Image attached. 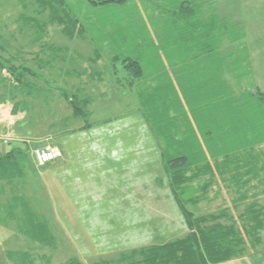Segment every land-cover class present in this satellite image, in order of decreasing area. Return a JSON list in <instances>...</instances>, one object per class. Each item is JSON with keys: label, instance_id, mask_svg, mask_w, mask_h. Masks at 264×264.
Here are the masks:
<instances>
[{"label": "rangeland", "instance_id": "1", "mask_svg": "<svg viewBox=\"0 0 264 264\" xmlns=\"http://www.w3.org/2000/svg\"><path fill=\"white\" fill-rule=\"evenodd\" d=\"M200 1L204 4L205 15L211 17L213 13L219 19H224L222 22L226 21L228 14H232V9L234 14L235 12L239 14L237 20L244 16L242 21L247 25L245 28L236 24L234 28L232 25H228L227 29L235 30L237 35H248V41L241 42L239 45L227 41V35L225 41L219 45L221 52L219 56L222 58L218 59V61L220 60L218 67L223 66V74L231 86L230 89L227 86L221 90L220 108L222 102L228 98V103H235V111L229 115L232 118H226L225 121L223 119L218 126L222 132V138L215 135L221 143L223 154L229 153L216 161L217 166L220 163L221 165L225 163V178L229 181V185L220 184L222 181H218L217 177L216 183L219 182V185L208 189L209 192L205 199L202 198L197 205L188 204V209L199 217L231 208L232 213L237 216L252 201L257 199L264 202V101H259L256 97L258 93H264V0H239L240 3L245 2L244 10L242 3L239 7L234 8L233 4L230 5V0ZM53 2V0H0V39L8 48L7 53L4 52L1 55L3 58L13 59L16 66H25L32 70L34 73H28L26 76L35 88L34 95H27L22 85L13 76L0 70V102L6 103V107H9L15 102L16 96L24 99V94L28 102L30 99L27 98L36 99L34 104L41 103L38 106L31 104L26 108V118H44V121L47 118L48 121L42 122V125H46L51 121L50 118L62 120L71 113V108L63 97L64 93L69 96L79 95L81 99H88L89 108L97 112L91 117V121L112 119L111 117L120 115H125L126 118V115H129V118L123 121L124 126L137 135V147L140 151L137 157L133 154L131 162L128 160L131 156L124 155L117 160L115 165L108 155L100 150L98 152V146H95L96 142L93 141L94 134L83 139H80L79 136L68 139L60 138L62 137L60 136L59 143L61 145L64 143L65 149L70 150L69 165L71 166L68 169H72L73 172L69 174V181L73 183L80 178L93 184L89 187L85 186L84 189H73L71 185L66 187L59 176V184H56V191L59 189L57 195L59 204L65 208L66 192L70 191V195L76 199V202L80 200L84 206H89L91 212L97 211L101 216L80 221L82 230L85 229L89 235L86 236L85 243H79L77 237L84 238L82 231L73 236V234L71 235L73 231L70 230L67 237L65 234L66 219L61 217L56 219L54 214L48 211L50 209L49 195L43 189L41 190L44 196L42 198L41 193L34 191L33 186L27 183L22 187L23 191L33 199V205L38 213L47 216V218L44 217L49 228L53 229L61 243H59L57 257L56 252H52L55 250L43 245V247H34L33 250L27 249L26 251L31 253L36 261L35 264H66V259H70L72 256L78 257L79 260V256L82 254V245L86 244L84 250H86L85 248L89 249L87 252L93 259L84 264H91L99 260L101 263L103 262L102 264H119L124 261L125 257L131 256L147 244H157L177 238L185 239L190 231L169 187L164 185L160 188L157 184L152 187L150 184L152 179L155 180L156 174H160L159 171L162 167L159 153L152 155L154 151L151 148L159 149L161 142L152 131L150 122L163 119L166 115L158 104L160 92H156V96L150 101L148 98L151 97L150 92L149 94L140 90L131 92L123 88L114 90L117 85L113 81L119 80L118 82L121 83L120 79L127 76L121 66V61L137 51L134 46L128 50L127 46L124 47L120 43H105L103 45L105 36H113L115 29L98 26V22H96L103 18L114 21L117 15L145 19L148 13L143 9L131 6L134 3L143 5V2H147L154 6L163 7L165 5L170 10H176L175 4H181L184 1L130 0L128 10L124 11L119 8L115 10L111 6L106 13L93 8L89 0H56V6L49 8ZM210 9L213 10L212 13L209 12ZM54 10L61 16L64 11L70 13L78 21L76 35L72 40L64 35L62 26L52 17ZM154 11L157 12L156 8ZM41 24L45 26V33L43 41L38 43L36 37L40 35V31L37 29ZM50 47L55 48H52L55 50L54 54H51ZM228 50L231 52L237 50L233 59L226 57ZM98 53L103 55V59L95 60ZM144 53L146 56L154 57L151 50L147 52L144 50ZM115 54L122 56L115 67L118 74L113 73L115 69L110 61V57ZM161 54L165 56V53L161 52ZM142 63H144L146 71L149 72L155 70L156 67L159 68L162 65V60L143 59ZM96 70L105 73L104 81L107 83L102 84V80L96 81L92 78L91 74ZM18 85L20 87H17ZM40 97L41 100H37ZM239 120H241L242 128L236 130ZM209 125H211L210 118ZM215 131L217 132V128ZM238 136H242V138L241 141L236 142ZM6 140V138H0V153H6L12 149L13 145L6 146L10 143L9 139L7 143ZM122 142L124 143L123 140ZM212 143L211 146L210 143L207 146L203 145L204 153L208 159L220 153ZM45 144L51 143L42 140L38 145L41 147ZM129 146L131 147V145ZM82 147L85 148V153L82 152ZM104 147L106 152L111 148L110 146L108 149L106 146ZM135 158L137 160L134 162ZM31 162L30 156L27 167H25L27 179L54 181L50 172L35 171L34 168L29 167L28 164ZM83 162L89 165L86 168H77ZM36 165L39 169L43 167L38 163ZM90 166L91 170L88 171ZM128 166L130 168H126ZM212 166L216 167L215 162L212 163ZM61 172L62 175H66L67 169L60 171L59 174ZM125 172L126 177L124 176ZM106 175L111 176V179L106 180ZM205 182L203 176L199 180L197 179L185 198L204 197L201 195L207 191V189L204 190L207 188L204 186ZM154 196L155 201L153 202ZM244 196L245 199H239ZM238 201L239 209L237 210L235 202ZM150 205L153 206L152 212L149 210ZM169 207V212H166ZM18 213L21 215V212L18 211ZM167 214H169L168 218L171 222L170 234L167 233L169 225L166 227L164 224L167 217L165 220L161 219ZM76 228L79 227L76 226ZM98 232H101L102 235H99ZM153 232L155 233L153 234ZM71 237H75V240L72 239L75 244L72 251L71 245L67 241ZM132 249L138 250L129 252ZM126 252L129 253L126 254ZM225 264H264V244L255 251L250 249L244 257Z\"/></svg>", "mask_w": 264, "mask_h": 264}, {"label": "crops", "instance_id": "2", "mask_svg": "<svg viewBox=\"0 0 264 264\" xmlns=\"http://www.w3.org/2000/svg\"><path fill=\"white\" fill-rule=\"evenodd\" d=\"M183 1L184 2H182L181 4H175L176 10H170V8H167L165 5V7H162L154 6L152 3L149 4L147 2H143V5L134 3V5L131 6H134L140 10L143 9L148 13L145 19L136 17H120L119 15H117L114 21L104 18L98 19L96 21L98 22V26L109 28L113 27L115 29L113 36H105L103 45H105V43H120L123 44L124 47L127 46L128 50H131V47L134 46L137 52L133 51V55L130 54L129 56H132L135 59L154 58L162 60L161 67H156L155 70L150 71L145 78L142 77L140 80L134 81L133 79L129 78L128 74L124 70V73L127 76L123 79H120L122 80L121 83L118 82L119 80L113 81L117 85L114 87V90L123 88L125 90L128 89L131 92H136L137 90L150 93L153 92V98L156 96L155 92H163L162 108L163 112L166 114L164 118H218L220 73V69L218 67V59L219 57L222 58V56H219L221 53L219 51V45L225 41V37L227 35V41L238 43L239 45L241 42L248 41V35L244 34L243 36H241L239 34V36L235 33V30L227 29V35H222L221 43H219L221 32L218 29V25L224 19H219L217 15L212 13V9L209 10V12L212 13L211 17L205 15L203 12L204 4H202L200 0L195 2H193L192 0ZM129 2L119 5H113L112 7H114L115 10L119 8L126 11L128 10ZM241 3L244 10L245 2L243 1ZM241 3L239 2V0H230V5L233 4L234 8L239 7ZM110 7L111 6H102L98 9L106 13V11H108ZM153 7L156 8V13L154 11L155 8ZM196 13H199L197 17L195 15ZM238 15L239 14H236V12L234 14V10L232 9V14H228V18H226L227 25H232V28H234L237 24V26L245 28L247 25L242 21L244 19V16L237 20L236 18H238ZM209 18H214L215 20L210 23L209 28H205V35H203L202 38V30L204 29L199 19L206 22L209 20ZM178 43H183L185 45V48L181 49V45L183 44L179 45ZM202 44L207 45L206 55L201 54L202 52L199 49L200 45L202 46ZM193 46L194 50L196 48H198L199 50H191ZM144 50L146 52L148 50H151L154 53V57L151 58L149 56H146ZM161 52L165 53V56L164 54L162 55ZM236 52L237 50H233L232 52L228 50V55L226 57H229V59H233ZM98 54L99 55L97 58L99 60L103 59V55H101V53ZM110 58L112 59V57ZM181 58H189L188 60L190 61L187 63H177L175 61ZM167 59L168 61H166ZM169 63L172 64V66ZM221 69L222 80L228 82V79L223 74V68ZM96 72H98L102 76V79L99 78V76L95 77L94 72H92L91 74L92 78L96 81L102 80V84L107 83L104 81V79H106L104 77L105 73H102L98 70H96ZM17 87L20 86L18 85ZM176 95L178 96V102L175 99ZM185 95L187 96V101L185 99ZM24 96V99L16 96L15 102L13 104H10L9 107H6V103L0 102V138H6L7 140L9 139L10 143L6 146L13 145L12 149L19 147L25 148L26 146H29V156H31L32 162L28 164V166L34 168L35 171L40 170L47 173L50 172L51 177H54V181L51 180V182H49L43 179L31 180L33 178L27 179V175L25 174L24 179L17 180L14 187L11 184H6V191H4L0 196V264H35L36 261H34L33 256L26 250H33L34 247H43L41 243L40 245L39 242L28 235L26 229H24L23 224L26 221L18 213V211L21 212L23 210L22 202H24L26 203L28 210H30L31 212H36L40 218H47V216L40 215L38 213L35 206L33 205V199L29 198V196L23 191L22 187H24V185L27 183L33 186L34 191H39V194L41 193L40 196L42 198L44 197L42 195L43 192L41 191L43 189L49 195L50 209H48V211L50 213H53L56 219L60 217L66 219L67 229L65 230V234L67 235V237L69 236V232H71L70 230L73 231L71 233V235L73 234V236L80 234V232L82 231L84 238L82 236L77 237V242L79 243H85L86 236L89 235V233L85 232V229L82 230V222L80 221L92 217L97 218L101 216L97 211L91 212L89 210V206H84L80 200H77L76 202V199H74L73 196L70 195V191L66 192L65 208H63L59 204V199L57 198L59 189L56 191V184H59V176H61V181L66 185V187L71 185L73 189H84L85 186L89 187L93 184L91 182L87 183L80 178L73 183L69 181V174L70 172H73L72 169H68L71 166L69 165L70 150L65 149L64 143L63 145L59 143L61 140L59 139L60 136H62L60 138L65 139L79 136L80 139H83L86 137H91V135L94 134L93 141L96 142V144L94 145L98 146V152L100 150L104 154L108 155L111 159V162L115 165L117 163V160L121 157H124V155L131 156L128 159L131 162L133 154H135L137 157L140 151L139 147H137V135L124 126L125 123L123 121L126 118H129V115H126V118L125 115H120L117 117H111L112 119L91 121L92 125L87 126L86 121L82 117L76 116L74 114L73 108L66 100L67 104H69L71 108V113L62 118V120L60 118H50L51 121L49 123H47L46 125H42L44 118H26V108H28L31 104H33V106L35 104L38 106L41 102H39L38 104L36 102L34 104L36 99L33 100L31 97L27 98L30 99V101L28 102V100L26 101L25 94ZM148 98L150 99L151 97ZM37 100H41V97ZM95 113L97 112L92 111L93 115ZM145 116L148 115L146 114ZM45 121H48V119L46 118ZM42 140H47L49 143L59 146L61 155L56 160L43 167H40L39 169V167H37L36 165L37 163L34 157V149L40 147V145L38 144H40ZM122 140L124 141V143L122 142ZM129 145H131V147ZM104 146H106L107 149L109 148L108 146H110L111 148L106 152ZM151 149L152 151H154L152 155L155 153H159L161 157L162 167L159 171L160 174H156L157 177L155 176V180L152 179L150 184L152 185V187H155V185L157 184L160 188L165 185L169 187L172 194L170 180L167 173L165 172L163 165V150L161 147L157 150L154 148ZM7 152L9 151H6V153ZM82 152L85 153V148H83ZM136 160L137 158L134 159V162ZM79 165L80 166H78L77 168H86L89 164L83 162ZM126 168H130V166ZM152 168L154 169V167ZM66 169V175H62V172L59 174L60 171ZM89 170H91V166L88 171ZM152 175L154 176V173H152ZM124 176L126 177V172L124 173ZM204 178L206 182L210 180V177ZM105 179L109 180L111 179V176L106 175ZM218 181H220L219 178ZM220 184L224 186L226 184L229 185V181H227L226 184L222 182H220ZM218 185L219 182L215 183L214 186ZM61 186L64 188V185L62 183ZM201 186H203V184H201ZM167 197L168 200H170L168 195ZM17 200H19V205H16ZM154 201L155 196L153 202ZM175 203L177 204L176 200ZM152 209L153 206L150 205L149 210L151 212ZM169 210L170 207L166 209V212H169ZM168 216L169 214H167V216H163L161 219L165 220V218L167 217V221L164 224L166 227H168L169 225V230H167V233L170 234L171 222L169 221ZM20 220H23L21 221L22 223L20 222ZM76 220L78 221L76 222ZM76 226L79 228H76ZM154 233L155 232H153V234ZM98 234L102 235L101 232H98ZM163 234H165V231H163ZM74 238L75 237H71L70 240H67L70 243L69 245H71V251L75 247V244L72 240ZM180 239L181 238H177L175 240H166L162 243L157 244H147L146 246L141 247V249L155 248L158 246H163L164 248L165 245L169 244L170 242ZM50 240L51 244L49 248H51V250H55L52 252H56L55 255L57 257L59 243L61 242L59 238L55 236L53 229H50ZM84 245L86 247V244ZM84 245H82V254L79 256V260L83 263H86L93 258H91L92 256L87 252L89 249L85 248L86 250H84ZM137 250L138 249H132L129 252ZM129 252H126V254ZM76 258L78 259V257ZM71 259H75V257L72 256L70 259L67 258L66 261L68 262ZM99 261L92 262L91 264L103 263H101V260Z\"/></svg>", "mask_w": 264, "mask_h": 264}, {"label": "trees", "instance_id": "3", "mask_svg": "<svg viewBox=\"0 0 264 264\" xmlns=\"http://www.w3.org/2000/svg\"><path fill=\"white\" fill-rule=\"evenodd\" d=\"M53 1V4H50L49 8L54 7V5L56 6V0ZM129 1L130 0H89V3L93 8L98 9L102 6L119 5ZM198 14L199 13L195 14L196 17ZM52 17L62 26L64 35L72 40L76 35V28L79 25L78 21L72 17L70 13L65 11L63 12V16H61L54 10V15ZM214 20V18H209L208 21L204 22L199 19L204 29L202 30V38L203 35H205V28H209L210 23ZM227 28L228 25L226 21L220 22L218 25V29L221 32L219 43H221L222 35H227ZM37 30L40 31V35L37 36L36 39H38V43H41L45 33V26L41 24ZM178 44L180 45L183 43ZM206 46L207 45L202 44V46L200 45L199 47L203 55L207 53ZM52 48L55 49L54 47H50L49 49L51 50ZM183 48H185L184 44L181 45V49ZM53 49L51 50V54L55 53ZM199 49L196 48L195 50ZM191 50H194V46ZM7 51L8 48L0 39V70L13 76V78L22 85L27 95H34V85L26 76L28 73L34 72L25 66H16L11 58H3L1 54L4 52L7 53ZM121 57L120 54L112 56L110 61L113 69H115ZM97 59L96 57L95 60ZM188 59L189 58H181L175 61L177 63H187L190 61ZM142 60V58L135 59L128 55L121 61L122 68L126 71L128 77L134 81L140 80L142 77L145 78L150 72L146 71ZM219 62L220 60L218 63ZM170 65L172 66V64ZM221 68H223V66L219 67V115L218 118H210L211 125H209V118H185V120L184 118H171V121L170 118L158 119L159 121H152L148 118V120H151L152 131L161 142L160 146L163 150L164 169L170 180L172 194L190 231L189 235L183 240L170 242L165 245L164 248L163 246L143 248L131 256L129 255L119 264H225L244 257L249 253L250 249L255 251L264 244V202L262 201L257 199L252 201L237 216L232 213L231 208L199 217L188 209V204L197 205L202 198L205 199L211 187L215 185L217 177L222 183H227V179L225 178V163L222 165L220 163L217 166L216 161L223 156L229 155V153L223 154L221 143L216 139L215 135L222 138L223 135L218 126H220V122L223 119L225 121L226 118H232V116L229 115L235 111V103H228V98L222 102V107L220 108L221 90L227 86L228 89L231 88L228 82L222 80ZM115 73L118 74L116 69L114 71V74ZM94 76H99V78L102 79V76L98 72H94ZM146 94H149V92H146ZM152 94L153 92L150 93V101L153 100ZM162 94L163 92H160V99L158 102L160 107H163ZM256 97L259 101H264V93H258ZM64 98L70 103L75 115L82 117L86 121L87 126H91V117L93 114L89 108V100L81 99L79 95L76 94L69 96L67 93H64ZM175 99L178 102L177 95ZM185 99L187 101L186 95ZM216 128L217 132L215 131ZM237 128H242L241 120L238 121L236 130ZM241 138L242 136H238L236 142L241 141ZM213 140L214 143H212ZM211 143L217 147L220 153L208 159L204 153L203 145L207 146V144H209L211 146ZM29 149V146H26L25 148H14L7 153H0V196L6 191V184H11L14 187L17 180L24 179L25 167L30 158ZM213 162H215L216 167L212 166ZM202 176L210 177V182L208 181L204 185L205 187L207 186V188H204V190L207 189V191L205 192L203 190L204 194L201 195L204 197L196 196L189 199L187 197L185 198L193 183ZM239 199L243 200L245 196ZM239 201L235 202L237 210L239 209ZM19 204V200H17L16 205ZM22 206L23 210L20 216L26 221L23 223L24 229H26L31 238L41 243L43 246L49 247L51 240L48 222L44 218H40L36 212L28 210L26 203L22 202ZM67 264L84 263L75 258L69 260Z\"/></svg>", "mask_w": 264, "mask_h": 264}, {"label": "built area", "instance_id": "4", "mask_svg": "<svg viewBox=\"0 0 264 264\" xmlns=\"http://www.w3.org/2000/svg\"><path fill=\"white\" fill-rule=\"evenodd\" d=\"M8 140H6V143ZM61 155L60 148L53 144H45L34 150V156L39 166H45Z\"/></svg>", "mask_w": 264, "mask_h": 264}]
</instances>
